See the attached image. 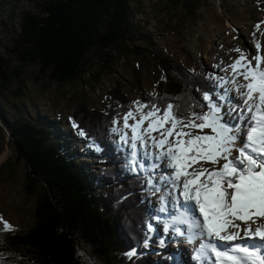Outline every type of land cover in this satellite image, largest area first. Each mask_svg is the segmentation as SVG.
Listing matches in <instances>:
<instances>
[{
  "label": "trees",
  "instance_id": "trees-1",
  "mask_svg": "<svg viewBox=\"0 0 264 264\" xmlns=\"http://www.w3.org/2000/svg\"><path fill=\"white\" fill-rule=\"evenodd\" d=\"M40 6L41 14L22 15L15 49L23 67L37 64L40 73L59 84L81 79L97 56L102 62L113 61L126 43L139 37L151 42L133 22L129 0H41ZM152 54L166 83L155 95L143 93L141 102L152 101L161 108L179 105L185 116L207 111L196 105L206 103L202 94L215 90L214 81ZM24 73L20 70L12 76L6 68L0 69V85ZM111 94L119 101L117 108L98 112L82 104L71 115L75 128L83 129L100 150L99 172L90 171L97 162L79 161L83 156L73 153L60 122L23 113L10 117L0 103L1 122L28 169V189L37 194L35 224L28 231L13 232L0 220V264H165L164 260H173L169 253L162 259L145 251L153 216L150 190L145 176L135 177L129 170L127 154L115 146L117 134L110 126L119 111L131 110V101L118 90ZM124 164L130 171L125 176ZM154 236L159 239L157 233ZM131 252L135 254L129 256Z\"/></svg>",
  "mask_w": 264,
  "mask_h": 264
},
{
  "label": "rangeland",
  "instance_id": "rangeland-1",
  "mask_svg": "<svg viewBox=\"0 0 264 264\" xmlns=\"http://www.w3.org/2000/svg\"><path fill=\"white\" fill-rule=\"evenodd\" d=\"M40 1L2 0L0 2L2 3L0 69L6 68L12 76L20 70L25 72L18 78L14 77V80L6 86L0 85L2 88L0 103L4 105L2 111L14 118L23 113L34 119L40 116L60 122L62 129L67 133L66 140L71 142L69 147L73 145L75 148L76 152L73 153L79 157L83 156L78 158L79 161L84 160L90 165L97 162L95 167L91 168L92 172L94 170L99 172L103 167L102 158L99 157L100 150L88 140L83 129L75 128L76 124L71 115L82 104L89 110L98 112L117 108L119 101L111 94L115 90L120 91L131 101L129 106L135 112L134 101H141L143 93L155 95L159 87L166 83L162 67L152 53L156 54L159 60L168 59L170 64L180 66L191 74H202L203 77L208 78L209 74L213 73L217 77H223L222 81L212 79L213 85L222 84L223 87L219 89L221 92L224 88L233 89L230 95L233 102L237 103L240 96L235 90V85L228 83L232 80V70L228 66L240 55L235 49L243 50L244 55L249 59L257 54L264 55V0H129L134 11L133 22L138 26L140 34L149 36L151 42L141 37L133 42L130 41L126 43V47L118 49V56L113 61L102 62V57L97 56L93 60L92 69L81 79L59 84L40 73L37 64L23 67L20 64L19 52L15 49L22 15L28 11L41 14ZM257 42L261 45L259 50L256 48ZM124 114L119 111L114 116V120L118 123H113V120L110 126L123 129ZM136 115L139 118V114ZM129 123L133 121L129 120ZM203 132L210 133V129L206 128ZM116 134L115 146L125 147L119 143L120 134ZM10 138L9 130L1 122L0 220L10 226L9 230L24 233L35 224L37 194L35 192L31 194V190L28 189L27 166L18 159ZM148 151L159 150L149 144ZM233 154L238 155L236 152ZM201 164L206 168L214 167L209 162H201ZM124 166L126 167L125 164ZM166 169L159 172L172 171ZM129 172L126 167L122 175L125 176ZM134 176L142 178L144 175ZM146 189H149L148 185ZM162 191L163 189L161 192H150V207L153 204L151 211L158 208V202L160 204L163 202ZM163 225L161 223L158 225L159 234L162 236L165 234L163 230L166 229ZM147 234L152 233L147 232ZM178 244H176L177 248L171 243L165 246L146 245L145 251L154 258L162 259L164 253L166 255L173 253V258L177 257L175 259L177 262L185 264L186 260L183 259L182 254L187 259L191 257L189 254H184L180 248L184 246L182 241ZM21 250L23 251L22 247ZM189 253L192 255V251ZM180 258L185 262L179 260ZM193 261L194 264H200L196 258ZM164 263L172 264V261L164 260Z\"/></svg>",
  "mask_w": 264,
  "mask_h": 264
},
{
  "label": "snow or ice",
  "instance_id": "snow-or-ice-1",
  "mask_svg": "<svg viewBox=\"0 0 264 264\" xmlns=\"http://www.w3.org/2000/svg\"><path fill=\"white\" fill-rule=\"evenodd\" d=\"M235 51L240 55L228 66V83L239 92L238 103L230 95L233 89L221 92L218 83L202 94L206 103L196 105L207 111L185 116L179 105L161 108L152 101H134L135 112L124 114L123 129H111L120 134L129 170L143 174L156 192L163 189L162 201L179 191V223L187 227L181 231L169 225L165 230L173 227L196 244L200 264H264V55L249 59L243 50ZM208 78L224 79L213 73ZM206 128L210 133L203 132ZM149 144L159 151L149 152ZM201 161L214 167L205 168ZM162 164L172 171L158 172ZM148 227L153 230L152 224Z\"/></svg>",
  "mask_w": 264,
  "mask_h": 264
},
{
  "label": "bare ground",
  "instance_id": "bare-ground-1",
  "mask_svg": "<svg viewBox=\"0 0 264 264\" xmlns=\"http://www.w3.org/2000/svg\"><path fill=\"white\" fill-rule=\"evenodd\" d=\"M227 23H228V22H227ZM238 94H239V92H238ZM238 101H240V97L238 98ZM234 103H237V102H234ZM201 162L203 163V161H201ZM201 162H200V163H201ZM197 166H198V165H194L193 167H197ZM211 168H212V167H211ZM161 170H162V171H166L167 169H166V167L164 168V165H163V166L161 165V168H160L159 170H157V171L159 172V171H161ZM168 170H171V169H168ZM170 172H171V171H170ZM170 197H171V196H170ZM164 233H165L164 236L166 237L167 240H175V239H176V235H175L171 230H167V231H165ZM170 238H171V239H170ZM191 246L194 247V249H196L195 246L197 247V245L194 246V244H192ZM180 248L184 251V254H187V255L189 254V256L191 257V259H187V258L182 254V257H183L184 260H186V262H185L183 259H181V258H180L179 260H183V261L185 262V264H188V263H189V264H194V261H193V260H194L195 258H194L192 255H190V253H186V250H188V247L181 246ZM182 250H181V251H182ZM181 251H180V253H181ZM192 259H193V260H192ZM196 260L200 261V259H199L197 256H196Z\"/></svg>",
  "mask_w": 264,
  "mask_h": 264
}]
</instances>
